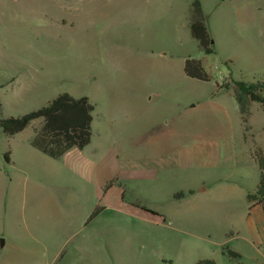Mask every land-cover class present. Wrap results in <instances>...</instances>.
I'll return each mask as SVG.
<instances>
[{"label": "rangeland", "instance_id": "rangeland-1", "mask_svg": "<svg viewBox=\"0 0 264 264\" xmlns=\"http://www.w3.org/2000/svg\"><path fill=\"white\" fill-rule=\"evenodd\" d=\"M194 1L209 54L190 35ZM186 59L208 79L187 76ZM232 80H264V0H0V119L60 93L93 107L90 142L49 179L14 158L39 120L13 140L0 129V264L260 261L263 208L246 195L260 182L264 111L242 116ZM33 183L64 217L32 214ZM189 187H204L200 217L174 197Z\"/></svg>", "mask_w": 264, "mask_h": 264}, {"label": "trees", "instance_id": "trees-1", "mask_svg": "<svg viewBox=\"0 0 264 264\" xmlns=\"http://www.w3.org/2000/svg\"><path fill=\"white\" fill-rule=\"evenodd\" d=\"M193 14L190 22V35L198 42V45L205 54L212 52L210 37L204 23V16L200 9V3L194 1ZM184 72L187 76L199 80H207L202 63L196 59H186ZM234 98L238 105V110L242 116L249 112L251 103L260 105L264 111V80L245 82L242 80H232ZM223 87L228 88V84ZM93 107L87 98L82 96L74 98L67 93H60L44 106L28 113L9 116L0 119V129L6 136H12L23 131L33 121L39 120L38 127L34 128L30 137V144L43 154L57 159L69 150L76 148L82 150L91 139ZM260 169V182L254 193L246 195L249 207L261 205L264 213V158H258ZM190 193V191H189ZM183 193L174 194L175 198L183 197ZM95 212L91 215V217ZM227 254L234 259H239V255L230 250ZM196 264H215L213 259L200 260ZM235 264H240L237 262Z\"/></svg>", "mask_w": 264, "mask_h": 264}, {"label": "crops", "instance_id": "crops-1", "mask_svg": "<svg viewBox=\"0 0 264 264\" xmlns=\"http://www.w3.org/2000/svg\"><path fill=\"white\" fill-rule=\"evenodd\" d=\"M33 130L34 128H32V132L29 135H26L25 137H23V139H20L17 142L18 143L17 144L18 153L16 154L14 158L17 160H24L25 162H28L31 166L34 167L35 171L37 172L36 175L38 174V170H40L42 172L41 176L44 179H49V176L53 175L54 169L55 167H57L56 163H59L58 165L60 166L59 167L60 170L62 171L66 170L65 157H67V155L70 152H73V150L76 148L69 150L64 155H62L61 157L57 159L51 158L43 154L42 152H40L39 150H37L30 144L29 139L33 135ZM16 135L17 133L12 136H8V138H10V140H13L15 137H17ZM79 151L82 152V150H79ZM203 188L204 187L196 189L195 187L194 188L189 187L187 189L188 194L183 195V197L185 195L190 197V199L196 204V206L191 209V214L193 216L200 217L202 215L201 213L204 210L203 203H204L205 197L202 196V194H194L196 192H201L202 190H204ZM2 189L3 187L0 185V192L2 191ZM22 195H23V198L29 199V202L32 205L31 207L32 214L36 216L37 218L41 217L43 220V224L48 225L49 221L56 215L60 217L61 216L64 217V212H63L64 210L63 209L61 210L54 206V194L49 193L45 189L44 186L37 185V183H33L32 188H31V194H22ZM20 196L21 194H17L16 192L15 194H10V199L13 201V199L15 200L16 198H19ZM255 206H258V205H254L253 207ZM0 210H1V203H0ZM5 245L6 243H4L2 247H0V260L2 258L1 255H2L3 248L5 247ZM253 247H255L254 244H253ZM255 249L258 252V254L261 256L260 257L261 259L260 261H258L255 258L256 261L254 264H264V253L260 252L258 248H255ZM10 251L14 252L16 256L17 253L21 252L22 250L20 248L13 247V248H10ZM16 259H17V256H16Z\"/></svg>", "mask_w": 264, "mask_h": 264}, {"label": "water", "instance_id": "water-1", "mask_svg": "<svg viewBox=\"0 0 264 264\" xmlns=\"http://www.w3.org/2000/svg\"><path fill=\"white\" fill-rule=\"evenodd\" d=\"M204 189V188H203ZM4 244V241L0 238V247H2Z\"/></svg>", "mask_w": 264, "mask_h": 264}]
</instances>
